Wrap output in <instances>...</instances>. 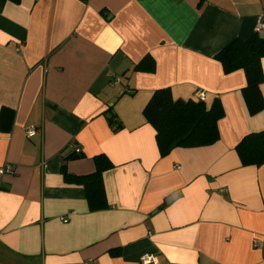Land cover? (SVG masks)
<instances>
[{"label":"crops","instance_id":"obj_1","mask_svg":"<svg viewBox=\"0 0 264 264\" xmlns=\"http://www.w3.org/2000/svg\"><path fill=\"white\" fill-rule=\"evenodd\" d=\"M262 16L264 0H0V264H264V165L236 151L264 109L216 59ZM165 88L220 99V139L162 156L144 109ZM98 155L114 167L93 211L72 177Z\"/></svg>","mask_w":264,"mask_h":264},{"label":"trees","instance_id":"obj_2","mask_svg":"<svg viewBox=\"0 0 264 264\" xmlns=\"http://www.w3.org/2000/svg\"><path fill=\"white\" fill-rule=\"evenodd\" d=\"M150 62H146V59ZM144 58L135 70L154 72L155 62L148 56ZM264 58V38L258 32L247 39H235L216 56L225 72L245 71L247 86L243 90L246 102L252 114L264 109V100L260 85L264 81L262 59ZM12 120L13 112L6 108L1 110L0 128L10 131L4 126L7 114ZM223 106L220 99H215L211 105L205 101L193 99L175 100L168 88L157 90L144 109V116L156 131V139L162 156L176 148H198L214 144L220 139L219 121L223 116ZM236 151L243 165H264V131L246 135L236 146ZM83 154L74 150L69 157L80 158ZM96 171L88 176L72 177L82 182L87 191L91 210L98 211L107 206L103 173L114 167L105 156L95 157ZM66 177L71 176L65 173Z\"/></svg>","mask_w":264,"mask_h":264},{"label":"built area","instance_id":"obj_3","mask_svg":"<svg viewBox=\"0 0 264 264\" xmlns=\"http://www.w3.org/2000/svg\"><path fill=\"white\" fill-rule=\"evenodd\" d=\"M256 30L257 32H260L262 30H264V16H262L261 18H259L257 26H256ZM119 80V79H118ZM195 98L198 101H205V92L204 91H197L195 94ZM39 132V129L37 128H30L26 134L29 138L34 137L35 135H37ZM76 152L79 153L81 151L80 148L76 147ZM9 170V166H5L3 168L0 169V174L5 173L6 171ZM64 221H66V219L63 218ZM141 261L143 264H156V256H154L153 254H149L146 253L141 257Z\"/></svg>","mask_w":264,"mask_h":264}]
</instances>
